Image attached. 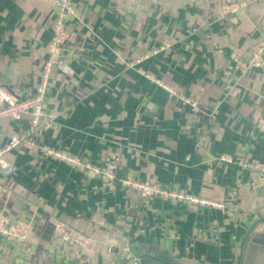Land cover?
Instances as JSON below:
<instances>
[{"label": "crops", "instance_id": "0c3cea01", "mask_svg": "<svg viewBox=\"0 0 264 264\" xmlns=\"http://www.w3.org/2000/svg\"><path fill=\"white\" fill-rule=\"evenodd\" d=\"M225 1L72 0L64 63L44 101L53 125L35 135L100 167L114 161L119 176L223 206L145 198L16 146L4 154L14 170L0 173V214L29 232L0 237V264H264V181L218 159L264 162V67L232 66L264 40V0L221 20ZM53 18L44 0H0V84L20 99L35 91ZM139 69L196 99L197 114ZM28 123L1 120L0 150ZM59 219L90 243L59 239Z\"/></svg>", "mask_w": 264, "mask_h": 264}, {"label": "built area", "instance_id": "2783aa9c", "mask_svg": "<svg viewBox=\"0 0 264 264\" xmlns=\"http://www.w3.org/2000/svg\"><path fill=\"white\" fill-rule=\"evenodd\" d=\"M44 1L51 3L54 7V18L51 38L45 48L46 58L44 59L40 70L39 81L35 87L34 93L28 97L20 99L12 94L7 85L0 84V121L4 118H11L17 121L21 120L24 116L29 118L27 128L13 134L5 147L0 150V173L3 176H8L14 170L13 164L4 157V154L16 146H24L28 149H37L43 156L63 162L73 169L88 171L96 177L106 179L113 185L135 190L145 198H159L169 202L190 203L193 205L221 208L223 206L221 202L165 188L153 184L148 180L138 181L130 175L119 176L117 174V165L114 161L109 162L107 166L100 167L88 160L69 154L59 148L37 142L35 137L37 131L39 129H49L53 125L51 118L44 113V101L52 72L64 63L63 47L70 35L66 26V19L75 13L72 0ZM254 1L256 0H227L221 5L218 17L221 20L230 18ZM167 46L168 44L159 46V48L153 49L146 54L145 57L155 54ZM132 65V63H129V66ZM232 66L241 73H245L252 68L264 67V40L249 58L242 60L233 57ZM139 71L141 70L139 69ZM142 73L146 77L151 78V80H153L158 86L169 91L171 94L178 96L183 102L190 106L194 115L197 114L198 102L196 99L177 93L176 90L170 88L159 79H154L149 74ZM257 124L264 128V115L258 118ZM218 159L226 163L236 162L241 168L254 172L258 182L261 183L264 181V162L262 161L243 158L235 160L229 154H222ZM0 190H4L1 182ZM54 230L59 239L79 248H85L91 241L87 234L61 219L56 221ZM28 232V224L12 220L0 214V237H11L23 241L27 238Z\"/></svg>", "mask_w": 264, "mask_h": 264}, {"label": "water", "instance_id": "95a60500", "mask_svg": "<svg viewBox=\"0 0 264 264\" xmlns=\"http://www.w3.org/2000/svg\"><path fill=\"white\" fill-rule=\"evenodd\" d=\"M144 263V262H143ZM144 264H150V263H144ZM152 264H154V263H152ZM157 264H160V263H157Z\"/></svg>", "mask_w": 264, "mask_h": 264}]
</instances>
